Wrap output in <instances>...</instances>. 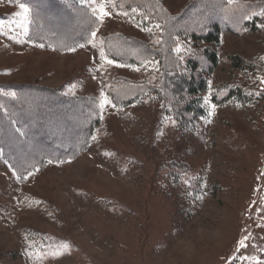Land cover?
Wrapping results in <instances>:
<instances>
[{"label": "rangeland", "instance_id": "374dc122", "mask_svg": "<svg viewBox=\"0 0 264 264\" xmlns=\"http://www.w3.org/2000/svg\"><path fill=\"white\" fill-rule=\"evenodd\" d=\"M60 1L65 8L54 13L44 6L54 29L79 30L87 17L98 29L97 47L88 43L92 37L83 48L41 47L32 38L31 7L26 5L25 24L16 16L19 3L0 0V96L18 95L21 89L9 85H29L92 97L99 107L104 96L111 103L100 108L96 139L86 152L49 163L24 181L0 149V264H264V18L252 16L253 26L222 33L221 63L204 95L208 116L182 130L163 99L149 95L126 104L111 97L112 88L124 83L163 87L157 59H146L154 67L128 64L106 47L121 36L158 49L162 24L133 12V5L126 9V0H114L116 7L105 0ZM157 1L178 18L199 0ZM101 3L111 14L102 23L93 15ZM208 15L221 18L215 11ZM204 46L179 37L174 49L185 60L200 56ZM101 47L113 65L101 61ZM234 55L252 68H233L228 57ZM227 86L241 89L249 101L217 104L213 97H222Z\"/></svg>", "mask_w": 264, "mask_h": 264}, {"label": "trees", "instance_id": "16d2710c", "mask_svg": "<svg viewBox=\"0 0 264 264\" xmlns=\"http://www.w3.org/2000/svg\"><path fill=\"white\" fill-rule=\"evenodd\" d=\"M215 1L217 3L199 0L177 18L171 17L157 0H126V9L133 5L152 21L162 24V42L158 49H153L140 41L118 36L107 40V51L113 59L134 65H142V61L150 57L157 59L164 67L165 80L162 88L126 83L116 85L111 90L114 101L121 103L126 99L123 103L131 104L154 95L153 100L166 102L182 130L194 129L198 119L206 118L204 95L209 90V78L221 63L217 48L222 44V33H239L243 28L253 26L254 22L250 23L244 17L251 15V8L264 10V1L249 7H233L224 0ZM14 2L31 7L34 12L32 38L46 48L63 50L87 42L91 37L93 29L87 17L79 30L71 28L63 33L54 29L52 15L44 11V6L53 13L60 11L61 7L65 8L60 0ZM211 11L221 13V18L208 15ZM179 37L190 40L195 47L205 45L200 56L193 54L185 60L180 59L174 49ZM228 60L237 70L244 71L253 66L240 55L230 56ZM1 87L7 89V86ZM8 87L21 90L14 98L0 96V149L18 180L24 181L30 173L47 166L49 161L66 163L86 152L101 123V110L95 98L67 96L60 90L37 86ZM224 93L222 97L215 95L213 100L219 105L232 100L242 104L249 101L239 88L227 86Z\"/></svg>", "mask_w": 264, "mask_h": 264}, {"label": "snow or ice", "instance_id": "6c2138e0", "mask_svg": "<svg viewBox=\"0 0 264 264\" xmlns=\"http://www.w3.org/2000/svg\"><path fill=\"white\" fill-rule=\"evenodd\" d=\"M14 0H9V3H13ZM90 2L92 4H95L96 3V0H90ZM235 2L236 0H227V4L228 5H235ZM105 3H111L112 4V7H116L117 5L115 4L114 0H105ZM105 3H101L99 5H97L96 7L93 8V15L96 17V19H98L101 23L104 21L105 17H109L111 14L109 11L106 10L105 8ZM122 6V5H121ZM18 7L20 9V11H18L16 13V16L17 17H22L23 20H24V23L27 24L28 22V14H29V8L23 3V2H20L18 4ZM133 12L136 11L135 8L132 9ZM121 15H127L126 12H122L120 13ZM252 16H260L262 18H264V11H260V12H253L251 15H248V16H245L244 18L245 19H251ZM262 27H264V24L261 25ZM155 28L156 29H159L160 28V25L157 24L155 25ZM145 31H148V32H151L152 29L151 28H147V29H144ZM97 31L98 29L94 30L91 32V37L92 39H90L88 41V43H90L92 45L93 48L97 47V43H96V35H97ZM24 32L25 34H27V28H24ZM159 42V41H157ZM101 45H103V41H100L99 42ZM41 47H43V45H41ZM81 48L85 47V45H80ZM72 51H75V48L71 49ZM177 52L180 51L179 48L176 49ZM100 59L101 61H104L106 62L108 65H113L115 63L114 60H111V59H108L105 55V52L103 50V48L101 47L100 49ZM142 63L147 67L149 65H153L154 67V62L152 61H142ZM116 67H131L133 68L134 71H139L140 69L139 68H135L133 65H127V64H116ZM154 70H158V69H155ZM261 83H264V78L261 79ZM111 101L108 99V97L104 96L103 99H102V102L100 103V108L101 110H103L105 108V105L107 104H110ZM113 107H115V105H112ZM213 108V111L215 110V105L212 106ZM93 139L95 140L96 138L93 137ZM51 163V161H49ZM21 179L23 177H20ZM241 245L243 246V241H241ZM63 247L65 248H68L69 246L68 245H64Z\"/></svg>", "mask_w": 264, "mask_h": 264}]
</instances>
